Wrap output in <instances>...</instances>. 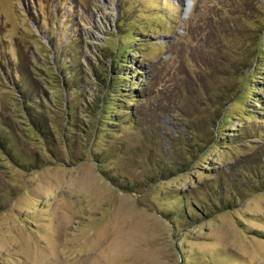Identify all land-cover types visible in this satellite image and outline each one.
<instances>
[{"label":"rangeland","instance_id":"1","mask_svg":"<svg viewBox=\"0 0 264 264\" xmlns=\"http://www.w3.org/2000/svg\"><path fill=\"white\" fill-rule=\"evenodd\" d=\"M263 14L264 0H0L15 153L0 148V264H264ZM139 25L152 37L131 41ZM128 44L138 68L120 90H136L102 104L105 53ZM14 79L41 91L48 136Z\"/></svg>","mask_w":264,"mask_h":264},{"label":"trees","instance_id":"2","mask_svg":"<svg viewBox=\"0 0 264 264\" xmlns=\"http://www.w3.org/2000/svg\"><path fill=\"white\" fill-rule=\"evenodd\" d=\"M260 1L261 0H259V3H260ZM65 7H66V10L65 11L62 10L64 13H66L67 10H68V12H73V10L70 9L71 8L70 6H65ZM263 16H264V14H263ZM72 18H74V17H72ZM68 25L69 26L71 25L69 27L70 30H72L71 28H73V27L74 28L76 27V29H77V24H76V21L74 19H69ZM136 28L138 29V31H133V30L129 31L130 32L129 39L131 41L134 39H137L136 38L137 34L138 35L139 34L145 35L147 38L152 37L151 32L145 28H141L140 25L137 26ZM70 30L68 32H71ZM261 31H262L261 34L263 35V39L260 43L261 44L260 50H262L264 52V26H263V28L261 27ZM71 35H73L72 32L67 37H70ZM149 35H151V36H149ZM74 37H77V36H74ZM54 42H56V41H54ZM137 51H138L137 49L130 47L128 44V45H124L121 47H119V45H118L116 47V49H114L112 52H110L111 54L108 51L105 53V54H107V56H110V61L107 65L108 66L107 76H104V75L102 77L98 76L99 71H97V70H94V72H93L95 76L102 78V81L105 85V88L102 91L100 90V95H98V97H100L99 98L100 103H102V104L109 103L110 106L117 105L119 103H117L116 101L120 98H121V100H124L125 96L128 95V91L133 92V90H136L135 88L130 89V90L127 89L124 91L120 90V88L123 87L122 85H120V83H121L120 80L126 79V77L130 76L131 71L137 70L138 64H135V62H137V61H134V58L131 59V56H130V54H134ZM56 55H58V54H56ZM258 55L259 54H257V56ZM52 61L55 62V65L57 68L59 66L58 65L59 64L58 57ZM249 64H250V62H249ZM69 65L71 68L70 71L63 68V66L59 67V70H60L59 76L61 78V84H62L63 88H65V89H67V87L71 84H72V87H77V82L80 81L79 75L77 74L78 71L74 68L75 65L74 64H69ZM128 65H130V68L128 67ZM126 67H128L129 70H127L128 68H126ZM67 74H70V75L72 74L71 79L67 77ZM118 76H120V79H118ZM14 81L16 82L15 86L17 85L19 87V89H17V90L19 91L20 103L22 104L23 109L25 111L24 112L25 113V115H24L25 119H29L31 124L35 125L43 134H45V136H48L49 132H48L47 127H46L47 125L46 124H45V126L41 125V124H44V122L46 123L47 121L44 119H41L38 116V114L36 113L38 108L41 106V99L43 98L41 91L34 88L33 85L30 87H28V86L21 87L15 79H14ZM250 81H251V85L255 82V80L253 81V79ZM127 83H130V82H127ZM135 84H136V81H135V83H131L130 86L135 87ZM255 96H256V94L253 96V98L258 99ZM100 107H101L100 108V113H101L100 115H102V114H104L105 106L101 105ZM127 107H128L127 113L130 115L129 118L131 120L135 121L134 110L129 108V106H127ZM111 110H113V109H111ZM114 110L112 112L106 113L107 117L103 118L104 122H100V124L102 125L101 127L104 128L105 130L107 128H112L111 124H114V122H116V121L110 120L108 118L118 119L120 116ZM35 115L38 117H34ZM42 121H44V122H42ZM11 139L13 140V136L11 135V133L2 131L1 125H0V148H2L4 150V152L7 153L10 157H14L15 153L11 147V143H10ZM260 150L259 151L262 152V154H264L263 150L262 149H260ZM94 154L97 157V158H95L97 160L98 155L101 154V151L97 150L94 152ZM100 170L102 172H104L105 177H107L111 182H113L115 184H121V187H123L125 189H135V187H133V186H135V184L129 182L128 179L124 178L125 182H122L120 174H118V173L114 174L112 172H108L104 167H100ZM219 198L221 199V194L219 195L218 199ZM165 217H167V215H165Z\"/></svg>","mask_w":264,"mask_h":264}]
</instances>
